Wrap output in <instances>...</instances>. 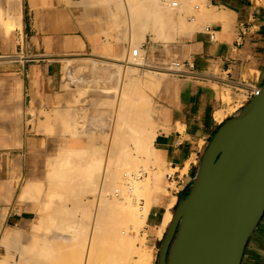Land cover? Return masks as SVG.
I'll return each instance as SVG.
<instances>
[{
	"label": "crops",
	"instance_id": "0c3cea01",
	"mask_svg": "<svg viewBox=\"0 0 264 264\" xmlns=\"http://www.w3.org/2000/svg\"><path fill=\"white\" fill-rule=\"evenodd\" d=\"M95 2L0 0L3 259L12 250L2 245V237L11 235L14 229H19L28 240L36 229L40 233L46 231L41 221L50 217L57 198L47 193L52 184L48 176L56 158L62 155L61 151L88 144L89 133L80 136L63 133L62 124L73 120L86 123L92 117L98 122L106 102L119 105L123 74L129 65L124 59L130 56L131 49L125 38L133 33H124L123 23L113 30L108 5ZM205 2V8H210L206 12L215 18L206 22L202 18L198 26L202 27L191 35L181 34L166 42L155 40L149 29L140 44L144 63L138 66V74L145 75L149 66L160 63H181L178 70L168 71L152 96L155 101L152 120L156 128L153 146L161 165L166 170L183 172L187 185L221 124L248 103L252 89L264 83V0ZM91 68L101 74L108 72L112 77L91 84ZM88 69L91 73L86 74ZM82 86L93 89L83 92ZM32 109L39 113L33 115ZM110 111L113 112L112 108ZM217 112L224 114L223 119L216 118ZM84 113L87 115L83 121ZM102 128L99 131L104 134ZM160 179L156 182L159 189ZM26 181L40 182L43 192L23 200L20 195ZM188 190L186 187L182 196ZM157 196L159 200L151 205L145 226L146 241L153 248L161 244L180 200L159 192ZM56 233L57 230L52 231ZM241 264H264V215L249 239Z\"/></svg>",
	"mask_w": 264,
	"mask_h": 264
},
{
	"label": "bare ground",
	"instance_id": "6f19581e",
	"mask_svg": "<svg viewBox=\"0 0 264 264\" xmlns=\"http://www.w3.org/2000/svg\"><path fill=\"white\" fill-rule=\"evenodd\" d=\"M100 1L104 0H96L97 3ZM112 1H106V4L111 12L110 24L113 25L111 27L113 30L118 29L120 24L123 23L120 17L127 15L130 7H133V9H130V15H128L132 17V21L144 19L139 22V24L141 23L139 30H137L139 26L135 25L137 26V29H135L133 22L130 20L128 22L124 20L125 23L121 27L124 33L126 31L128 33L131 32L130 34L133 33L125 38V43L128 45L134 43L135 45L137 41L135 46H137L139 54L136 57L131 56L135 62H128V69L124 72V83L119 96L117 116L114 119L115 125L111 126V105L105 100L106 104L103 105L105 108L102 110L98 122L95 117H92L85 124L78 120H73L72 123L62 125L61 130L63 133L70 132L74 136L89 133L88 144L87 146L69 148L65 152L61 151L62 155L60 156L59 154L58 158H56V167L54 166L48 179L53 183L58 182L60 189L58 193L55 192L57 198L51 207L53 210L50 217L54 216L48 219L44 218L41 221L42 224H45L46 231L40 233L39 229H36L35 234L33 233L34 236L29 240L22 237L19 229H14L11 235L7 234L5 238L2 237V245L9 249L12 247L20 253V259L15 264H66L68 261L72 262L73 259L75 261L77 256L76 261L80 258L78 264H125L128 256L134 254L132 250L135 247V242L140 240L142 245L138 246L139 248L137 247V249L141 257L137 254L139 256L138 260L140 258L151 259L153 256V244H145L144 241L146 239L145 226L149 209L154 202L159 200V196L152 198V188L155 184L153 181L156 173H151L141 180L139 178L138 181L132 179L134 178L133 172L136 171L139 174V171H137L139 164L143 163L147 167L150 157L155 155L153 140L156 128L154 129L152 120L155 101L152 95L146 93L141 87L142 77L138 74V66L142 65L144 51L140 48V44L144 42L149 29L155 34V39L171 42L178 35L189 36L195 29H200L202 26H198L202 22V18L206 22V19L209 20L210 17L215 18V16L214 14L210 16V13L206 12L210 8L206 9L202 2L199 4L196 2L197 0H139L142 2H138V7L136 6L138 0H130L136 3L135 6L133 3V6L130 4V7L129 3L131 2L129 0ZM203 1V3H206L205 0ZM200 5H202V7H199L201 10L196 14V6ZM190 13H195V15L191 17ZM126 15L125 17H128ZM205 16H208V18H205ZM125 17L124 19H126ZM190 17L192 18L191 22L188 21ZM127 58L129 59V56ZM91 70L88 69L86 74L92 72L91 76H89L90 82L91 84H97L101 77L99 75L100 71ZM168 71L169 69L167 68H158L156 65L150 66V69L145 74L147 76V85L150 83L148 88L156 93ZM83 88V92L92 91L95 85L93 88L90 87L91 90L88 86ZM94 105L95 103L92 101L90 106L93 107ZM83 109L85 110V107ZM31 113L37 115L36 113L39 112L32 109ZM95 113L92 114L94 115ZM86 115L87 113H84L83 121ZM78 117L81 118V115H78ZM223 117L224 114L222 112H217L216 118L218 120L223 119ZM103 125L106 130V135L104 134L106 138L103 143L108 145L107 150V147L105 148L102 145L101 148L100 146L102 134L99 131V127ZM109 136L110 138H108ZM43 188L44 186L40 182L26 181L20 196L23 200L32 198L34 195L36 196V194L43 192ZM97 190H99V195L95 202L86 203L87 200H85L84 203L82 202L83 198L80 199L87 193L97 192ZM68 199H73L74 205L65 209L64 204H66ZM142 199L146 200V203L137 206V201ZM82 207L86 211L79 209ZM78 210L83 211L82 213L86 212L84 215L80 213L84 216L80 217L83 220H80L78 215L76 217ZM128 227H132L136 231V235H127ZM53 229H56L59 234L53 236ZM140 230H143L142 233L144 235L143 237L141 236V239L138 236ZM101 244L104 248H102ZM1 256L0 264H6L5 259L1 258Z\"/></svg>",
	"mask_w": 264,
	"mask_h": 264
},
{
	"label": "water",
	"instance_id": "95a60500",
	"mask_svg": "<svg viewBox=\"0 0 264 264\" xmlns=\"http://www.w3.org/2000/svg\"><path fill=\"white\" fill-rule=\"evenodd\" d=\"M264 215V83L213 135L178 201L157 264H241Z\"/></svg>",
	"mask_w": 264,
	"mask_h": 264
},
{
	"label": "rangeland",
	"instance_id": "374dc122",
	"mask_svg": "<svg viewBox=\"0 0 264 264\" xmlns=\"http://www.w3.org/2000/svg\"><path fill=\"white\" fill-rule=\"evenodd\" d=\"M98 1V0H97ZM105 1V3H106V1L108 2H113L112 0H104ZM104 1H100L99 3H104ZM115 1V0H114ZM136 1V0H135ZM129 2H131V3H129V7H130V4L132 5V1H130L129 0ZM138 2H142V1H137L136 3L138 4H136V3H133L134 4V6H135V4H136V6L138 7L139 6V3ZM196 2H198L199 4H200V2H202V5L203 6H205V3H203L204 1L202 0V1H200V0H197ZM192 4V3H191ZM202 5H200V7H202ZM133 6V5H132ZM193 6V5H192ZM194 7V6H193ZM192 7V9H194ZM135 8V7H134ZM130 9H133V7L131 8L130 7ZM130 9H128L129 10V12H130ZM195 10V9H194ZM201 9L199 8V9H197V10H195L196 12V14H197V12L198 11H200ZM129 12H128V14H129ZM131 12H133V10H131ZM193 12V11H192ZM195 13H190L191 14V17L192 16H194L195 15ZM126 15V16H128V17H125V15H123L122 17H120V20H121V18H122V20H123V23H125L124 22V20L126 21V22H128L129 20L131 21V22H133V24H134V28L135 29H137V26H135V25H138L139 27H138V29L137 30H139L140 28H141V23L139 24V22L141 21H143L144 19H141V20H139V21H132L131 19H132V17L130 16L129 17V15ZM124 17L127 19H124ZM188 18V21H192V18ZM110 26L112 27L113 25H111L110 24ZM155 39V38H154ZM135 40H137V38H135ZM135 40H134V42H135ZM155 40H158V39H155ZM175 40V39H174ZM137 42V41H136ZM135 42V45L137 44ZM134 45V43L133 44H131L130 46H131V48H133V47H137V46H135ZM131 56L132 55H130L129 56V59L127 58L128 57V55L125 57V61H127V63L128 62H131V63H133V62H135V61H133L132 60V58H131ZM144 57V56H143ZM138 60H140V58H138ZM143 63H144V59L142 60V65H143ZM171 63L172 62H165V63H160V64H157V67L158 68H163V69H165V68H167V69H171V70H176V68L175 67H173L172 65H171ZM141 65V66H142ZM150 67V66H149ZM127 69H128V67L126 68V70L125 71H127ZM139 70V69H138ZM158 70V69H157ZM88 72V71H87ZM86 72V73H87ZM125 74V73H124ZM124 74H123V76H124ZM99 75L101 76L100 77V79H102L103 77H106V78H108V80H110V77H112V75H110L108 72L107 73H103V74H101V72L99 73ZM140 76L142 77V79H141V87H142V89L143 90H145L146 91V93H148V94H150V95H154L155 93L153 92V90H150L149 88H148V86H150V83L147 85V76L146 75H143L142 73H140ZM105 78V79H106ZM100 81V80H99ZM151 88V87H150ZM108 103H110V102H108ZM111 108H113L112 109V113H111V120H112V122H111V126H113V125H115L114 124V122H115V118H116V116H117V112H116V108H117V110H118V107L116 106V105H113V106H111ZM72 123V122H71ZM63 124H65V122L63 123ZM62 124V125H63ZM83 124V123H82ZM85 124V123H84ZM104 126V125H103ZM104 128H105V126H104ZM104 128H102V130H104L105 132H104V134L106 133V130L104 129ZM100 129H101V127H100ZM62 131V130H61ZM110 133H111V130H110ZM104 134H102L101 135V139H100V146H101V148H102V145L106 148V150L108 149V145H106L105 143H103V142H105V135ZM108 138H110V136L108 137ZM57 161V160H56ZM143 163H140L139 164V166L136 168L137 169V171H139V174H137L136 173V169L134 170L135 172H133V177L134 178H132V179H134V180H139V178H140V180L141 179H144L146 176H149L151 173H156L155 174V176L156 177H154V181H153V183H155L154 185H153V188H152V198L154 199L156 196H157V193L159 192V194L161 193L162 195H166V196H169L168 194V191L164 188V187H161L160 189L157 187V180L158 179H160V178H163V177H165V174L167 173V172H169V171H173V170H166L165 169V166L164 165H161V163L159 162V160H157L156 159V157H155V155H152L151 157H150V161H149V163H148V166L146 167V166H144V164H143V166H141ZM138 176H137V175ZM136 177H135V176ZM138 178V179H137ZM155 179H156V181H155ZM50 182L52 183L49 187H48V190L49 191H47V193H52V194H55L56 195V193H58V191H59V189H60V186H59V183L58 182H55V183H53L51 180H50ZM163 189V190H162ZM43 190H44V188H43ZM159 190V191H158ZM160 190H162V191H160ZM51 191V192H50ZM158 191V192H157ZM189 191V190H188ZM187 191V192H188ZM56 192V193H55ZM95 192V193H94ZM93 193H87L86 195L88 196H84V197H81L80 199H82V202H84L85 203V200H87L86 201V203H92V202H95L96 200H97V197H98V195H99V190H97V192L96 191H94ZM97 195V196H96ZM186 195V194H185ZM170 197V196H169ZM86 198H88V199H86ZM91 198V199H90ZM94 198H96V199H94ZM171 198V197H170ZM91 201H90V200ZM89 200V201H88ZM92 200H94V201H92ZM68 201V202H67ZM66 201V204H64L65 205V209H66V207L68 208V207H73V205H74V201H73V199H68ZM138 203H137V206L138 205H144L145 203H146V200H144V199H142L141 201L140 200H138L137 201ZM80 210H82L83 209V211H86V209L85 208H79ZM85 209V210H84ZM80 210H78L77 212H76V217H78L79 219H80V217L82 216V217H84L83 215H84V213H86V212H84V213H82L83 211H80ZM80 213H82L83 215H81ZM78 215V216H77ZM86 215V214H85ZM80 220H83V218H81ZM81 222H83V221H81ZM87 223V222H86ZM56 228V227H55ZM45 229H46V227H45ZM53 230H56V229H53ZM127 235H131V236H133V234H135L136 233V231L131 227H128L127 228ZM143 230H140V234L138 235L139 236V239H141V236L143 237L144 235H143ZM130 233V234H129ZM59 233H56V234H52L53 236H56V235H58ZM136 235V234H135ZM34 236V235H33ZM146 236V235H145ZM141 242V240L140 241H136L135 242V247H134V249L132 250L133 252H134V254L132 255V256H128V259H126V261H125V264H157V258H158V253H159V248H160V245H157V247L156 248H154L153 249V256H152V258L151 259H139L138 260V258H139V256L141 257V255H139L140 253H139V251H138V249H137V247L138 246H141L142 245V242H141V244H139ZM144 243L145 244H149V243H147V241H146V239H145V241H144ZM139 244V245H138ZM102 245V244H101ZM100 246V245H99ZM103 246V245H102ZM101 246V247H102ZM7 248V247H6ZM102 248H104V246L102 247ZM139 248V247H138ZM7 249H9V248H7ZM12 251L10 252V251H8V253L6 254V258H4L5 260L4 261H6V264H15L16 262H18L19 261V259H20V253H19V251L18 250H16V249H14V248H10ZM9 249V250H10ZM135 250V251H134ZM136 252H138V253H136ZM139 256H138V255ZM138 256V257H137ZM8 257V258H7ZM78 257V256H77ZM77 257L75 258V261H74V259L72 260V262L71 261H68L66 264H78L79 263V259L76 261V259H77ZM130 258H131V261H130ZM137 258V259H136ZM7 259V260H6ZM135 260V261H134ZM53 261V260H52ZM8 262V263H7ZM71 262V263H70ZM74 262V263H73ZM128 262V263H127Z\"/></svg>",
	"mask_w": 264,
	"mask_h": 264
},
{
	"label": "built area",
	"instance_id": "2783aa9c",
	"mask_svg": "<svg viewBox=\"0 0 264 264\" xmlns=\"http://www.w3.org/2000/svg\"><path fill=\"white\" fill-rule=\"evenodd\" d=\"M200 6H196V9H199ZM213 38V36H211ZM132 49V48H131ZM130 49V55H132L133 57L138 56L139 51L137 47H134L132 50ZM171 65L173 67L176 68V70H178L181 66V63L179 61H173L171 63ZM260 92V88H254L252 89L251 93H250V98L258 95ZM184 173L175 169L173 171H169L165 174V177L161 178L159 181L160 187H164L167 191H168V195L174 199V200H179L180 196H182L183 190L186 187H190L189 183L187 185L186 181H185V177H184Z\"/></svg>",
	"mask_w": 264,
	"mask_h": 264
}]
</instances>
